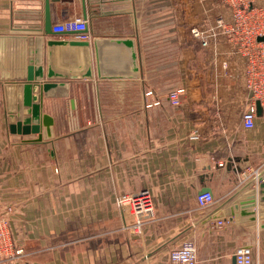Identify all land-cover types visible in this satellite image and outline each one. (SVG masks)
<instances>
[{"label":"crops","instance_id":"1","mask_svg":"<svg viewBox=\"0 0 264 264\" xmlns=\"http://www.w3.org/2000/svg\"><path fill=\"white\" fill-rule=\"evenodd\" d=\"M49 1L55 30L87 20V45L43 32V0H0V198L21 207L12 226L23 264H174L169 252L189 237L196 264H233L241 244L264 264V107L242 126L250 99L239 46L224 36L203 46L190 30L230 20L231 8L85 0L83 17L82 0ZM203 187L214 203L199 209ZM142 190L153 213L133 230L115 200ZM249 190L255 219L225 216Z\"/></svg>","mask_w":264,"mask_h":264},{"label":"built area","instance_id":"2","mask_svg":"<svg viewBox=\"0 0 264 264\" xmlns=\"http://www.w3.org/2000/svg\"><path fill=\"white\" fill-rule=\"evenodd\" d=\"M231 8L230 20L221 14L213 21L191 27V34L203 46L216 41L221 36L228 38L239 46L243 56V82L249 94L250 103L241 113V122L244 128H252L255 123L257 102L264 107V1L260 0H217ZM53 29V28H52ZM87 29V31H84ZM55 30V29H53ZM64 30V29H62ZM73 30L76 40L90 41L87 20L74 21ZM58 31V30H57ZM148 90L144 95H151ZM180 91L171 93L172 102H179ZM151 104H147L149 106ZM264 150V145H263ZM199 209H206L214 203L210 191L198 193L195 196ZM116 204L121 211H128L133 220L126 224L127 228L139 230L141 225L152 216L153 209L146 190L133 194H120ZM21 207L10 201L0 198V264H23L26 255L22 246L17 242L13 232V218L22 217ZM219 224L222 221H218ZM234 264H254V250L251 245H238L233 251ZM169 259L174 264H196L197 245L192 237L185 238L169 252Z\"/></svg>","mask_w":264,"mask_h":264},{"label":"water","instance_id":"3","mask_svg":"<svg viewBox=\"0 0 264 264\" xmlns=\"http://www.w3.org/2000/svg\"><path fill=\"white\" fill-rule=\"evenodd\" d=\"M83 3V10L82 15L86 17V10H85V0H82ZM43 32L46 34H55V33H62V32H69L75 33L76 30H53L52 29V16H51V9H50V1L43 0ZM84 31H87L85 29ZM258 40H264V36H259ZM73 44H80V45H87V41H73ZM42 74L39 73L37 70L34 73V78L40 79ZM54 85L53 83H44L42 85L43 90H46L48 87ZM31 86L26 84L24 89V97L25 100L29 99ZM31 97V96H30ZM260 110V104L257 102V111ZM42 124H44L47 128L51 124L52 120L49 116L43 115L42 116ZM258 180L260 181L258 184L259 188V203L262 205L259 209V217L264 218V171H262L258 175ZM209 187H203L198 193L209 191ZM254 205V191L249 190L245 192L243 195L239 196L237 201H233L229 203L227 207H225L222 212L225 216H228L229 219H234L237 222H248L255 219L254 212L252 211V206ZM260 227H264V222L260 224ZM234 264V257L232 258Z\"/></svg>","mask_w":264,"mask_h":264},{"label":"rangeland","instance_id":"4","mask_svg":"<svg viewBox=\"0 0 264 264\" xmlns=\"http://www.w3.org/2000/svg\"><path fill=\"white\" fill-rule=\"evenodd\" d=\"M260 1H263V0H260ZM24 249V248H23ZM26 253V252H25ZM26 256V255H25ZM26 261L25 257H24V262Z\"/></svg>","mask_w":264,"mask_h":264}]
</instances>
